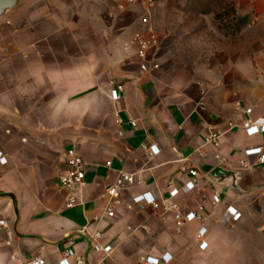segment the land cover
<instances>
[{
	"label": "crops",
	"instance_id": "crops-1",
	"mask_svg": "<svg viewBox=\"0 0 264 264\" xmlns=\"http://www.w3.org/2000/svg\"><path fill=\"white\" fill-rule=\"evenodd\" d=\"M226 1L235 16L223 30L212 15L194 13L190 0H28L31 16L0 21V151L9 160L0 168L8 223L0 264L35 257L143 264L165 254L169 264H264V164L244 155L264 150V134L242 129L247 119L264 123V0ZM140 33L155 41L144 72L134 41ZM211 134L220 136L218 149L204 146ZM69 149L86 167L81 204L70 210L60 182ZM219 167L240 174L244 193L211 178ZM121 172L141 184L122 190L107 219V187ZM169 184L179 190L175 199ZM144 192L158 209L132 203ZM171 203L183 215L203 207V219L178 231ZM228 206L242 214L239 222ZM95 231L112 247L109 256L93 251ZM70 239L76 256L66 258Z\"/></svg>",
	"mask_w": 264,
	"mask_h": 264
},
{
	"label": "built area",
	"instance_id": "built-area-1",
	"mask_svg": "<svg viewBox=\"0 0 264 264\" xmlns=\"http://www.w3.org/2000/svg\"><path fill=\"white\" fill-rule=\"evenodd\" d=\"M152 0H148L151 2ZM136 44L138 46V58L141 61L140 70L142 72L148 70V62H147V53L151 46L155 44V41L151 42L148 38L145 39L141 35L136 36ZM154 69H158L159 66L154 64ZM122 88L119 87V90ZM116 95V94H115ZM245 113L247 115L252 114V109H246ZM242 129L248 137H254L257 135L264 134V123L262 121H252L251 119H247L242 124ZM221 145L220 136L216 134L209 135L204 142V146L212 147L214 149H218ZM143 148L149 151L151 156H156L160 153V150L155 145H143ZM244 155L247 157L255 156L258 157L259 164H264V150L263 147H251L244 151ZM67 169L65 173L60 177L61 186L67 191V198L65 202V209H73L79 204H81L80 194L85 189L86 186V167L84 160L80 154L77 153L75 149H69L66 152V160H65ZM9 164V160L7 156L0 151V168L5 167ZM184 171V169H182ZM190 174L193 178L198 176L197 171H190ZM140 185L141 181L135 179V177L131 174H127L125 172H121L119 177L116 179L115 183L107 187V205L106 209L102 215V217H106L107 219H113L116 216V209L122 204V190L127 185ZM196 186V181L191 180L185 184L186 190H193ZM169 190V198L175 199L179 190L174 188L172 184L168 186ZM221 202V198L219 194H215L213 196V204L217 205ZM132 203L135 205L145 204L149 206H153L155 209H158L160 203L156 199V197L151 192H144L138 194L133 197ZM167 210L172 211L174 213V219L176 221L178 231L185 226V224H189L193 221H201L203 219L204 208L199 207L198 212H190L186 215H183L176 204L171 203L167 206ZM226 212L231 217L232 221L239 222L242 218V214L233 206H228ZM8 223L3 215L0 212V231L7 229ZM207 230L202 228L199 230L197 238L200 241L199 249L201 251H205L208 247V243L204 241V237L206 235ZM102 238V234L100 231H95L91 235L93 251L95 253H102L106 257L111 253V246H103L100 243V239ZM68 248L65 249L63 255L66 258L75 257V253H73L72 248H74L75 244L73 240L67 241ZM172 261V256L170 254H165L161 258L155 257H147L143 264H169ZM28 264H46V261L41 257H35ZM74 264H88L82 257H76Z\"/></svg>",
	"mask_w": 264,
	"mask_h": 264
},
{
	"label": "water",
	"instance_id": "water-1",
	"mask_svg": "<svg viewBox=\"0 0 264 264\" xmlns=\"http://www.w3.org/2000/svg\"><path fill=\"white\" fill-rule=\"evenodd\" d=\"M22 0H0V21L12 15L20 6ZM211 178L218 184H227L234 192L244 193L240 186V174L224 168H217L211 173Z\"/></svg>",
	"mask_w": 264,
	"mask_h": 264
},
{
	"label": "trees",
	"instance_id": "trees-1",
	"mask_svg": "<svg viewBox=\"0 0 264 264\" xmlns=\"http://www.w3.org/2000/svg\"><path fill=\"white\" fill-rule=\"evenodd\" d=\"M190 5L197 15H212L220 25L235 16L233 3L226 0H190Z\"/></svg>",
	"mask_w": 264,
	"mask_h": 264
},
{
	"label": "rangeland",
	"instance_id": "rangeland-1",
	"mask_svg": "<svg viewBox=\"0 0 264 264\" xmlns=\"http://www.w3.org/2000/svg\"><path fill=\"white\" fill-rule=\"evenodd\" d=\"M28 0H22V3L20 4V8L19 10L15 11L12 15H15V18L16 19H19L18 20V23H20L24 18H28L29 16H31L33 10L31 9L32 7V4L31 3H26ZM23 7H27V10H23ZM228 23L229 21L226 20V22L223 23V25H220L218 22H216V24L219 26V29L220 30H223L224 27L228 28ZM217 26V27H218ZM222 32V31H221ZM223 33V32H222ZM137 35H141L143 36V38L147 39L146 37H144V35L142 33L140 34H137ZM136 39V37H135ZM135 41V40H134ZM135 45L137 47V53H138V46L136 44V41H135ZM138 55V54H137Z\"/></svg>",
	"mask_w": 264,
	"mask_h": 264
}]
</instances>
